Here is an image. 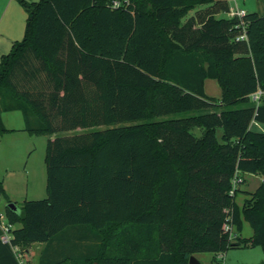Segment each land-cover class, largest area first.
Here are the masks:
<instances>
[{
  "label": "trees",
  "instance_id": "trees-1",
  "mask_svg": "<svg viewBox=\"0 0 264 264\" xmlns=\"http://www.w3.org/2000/svg\"><path fill=\"white\" fill-rule=\"evenodd\" d=\"M17 1L26 19L0 56V134L14 131L1 113L19 111L23 131L54 137L46 198L13 212L0 180L12 227L0 264H19L11 246L27 256L37 243L38 264L264 252V132L250 128L264 125V15L217 17L226 0ZM207 79L220 97L205 94ZM236 173L263 177L240 207Z\"/></svg>",
  "mask_w": 264,
  "mask_h": 264
},
{
  "label": "rangeland",
  "instance_id": "rangeland-1",
  "mask_svg": "<svg viewBox=\"0 0 264 264\" xmlns=\"http://www.w3.org/2000/svg\"><path fill=\"white\" fill-rule=\"evenodd\" d=\"M25 1L34 2L37 0ZM226 1L234 5L233 0ZM7 2L8 0H0V17L5 10ZM235 6L247 13L264 15V0H235ZM7 7V12L3 15L4 17L0 24L1 27L9 26L12 23L11 14L14 16L15 21L17 16H25L26 14L18 1L16 3L14 1L11 2ZM191 15H193V11L188 16ZM217 17L225 18L226 14L220 13ZM206 92L208 95L218 92V88L213 81L207 82ZM2 119L5 128L13 129L14 131L0 134V180L7 198L19 208L23 199L37 200L46 197V172L44 169L45 165H43V147L48 136L29 135L27 132L19 130L24 127L23 117L19 112L4 113ZM250 128L254 131L264 132V125L252 123ZM193 133L198 136L200 130L194 129ZM221 134V128L216 129L218 141H220ZM30 151L31 153L29 154ZM262 180L263 177L261 176L244 174V183L239 187L240 192L236 195L235 203L240 207ZM2 202L5 203V199H2ZM252 232L250 225L243 222L240 236L243 239H247L251 237ZM36 251V249H33L31 253L32 257L29 258L19 253L22 264H36ZM219 255L221 256L217 257ZM196 259L201 264H215V261H221L224 264H263L264 252L260 247H238L230 249L224 254L197 253Z\"/></svg>",
  "mask_w": 264,
  "mask_h": 264
},
{
  "label": "crops",
  "instance_id": "crops-1",
  "mask_svg": "<svg viewBox=\"0 0 264 264\" xmlns=\"http://www.w3.org/2000/svg\"><path fill=\"white\" fill-rule=\"evenodd\" d=\"M13 1L15 3L17 2V0H8L7 5H9ZM233 2H234V5H231L230 2H228L229 3V6H230V10L238 9L237 6H235V0H233ZM7 5L5 7V10L2 12L1 17H0V24H1V21H2V19L4 17L3 15H5V13L7 12V9H8ZM225 14H226V18H229L230 17V14L229 13H225ZM11 19H12L11 20L12 23L9 26H5V27H1L0 26V56L3 55V54H7L9 52V50L11 49L12 43L15 42V41H19L22 38L23 33H24V26H25L26 14H25V16H21V15L17 16L16 17V21L14 20V16L11 14ZM208 81H213V80H209V79L205 80V82H204V91H205V94L207 96H210V97H215V98L220 97V90H219L218 86L216 85V83L214 81L213 82L215 83V85L218 88V92H216V94L213 93L212 95H208L207 94V92H206V84H207ZM10 112H19V111H10ZM4 113H7V112L1 113V120H2V122H3L2 116H3ZM22 129H23V127L21 129H19V130H22ZM10 130H13V129H10ZM53 137H54L53 135L52 136H49L45 140V145L43 147V165H44V152H45V146H46L47 140L49 138H53ZM30 153H31V151L29 152V154ZM42 172L44 173L43 170H42ZM41 175L43 176V174H41ZM45 193H46V187H45ZM25 198H27V197H25ZM25 200H28V199H23L21 201V204ZM33 200H35V199H33ZM37 200H41V199H37ZM4 205H5V203H3L1 201V203H0V217H1L0 222L1 221L7 222L5 220V218H4V216H3V207H4ZM43 246H44L43 244H38V243L37 244H32L31 247L28 249V254H27L26 257L27 258L32 257L31 256V253H32L33 249H36L37 250L36 251V253H37V261H36V264H38V258H39V255H40V252H41ZM220 256L221 255H219L217 257H220ZM194 258H196V254L194 255Z\"/></svg>",
  "mask_w": 264,
  "mask_h": 264
},
{
  "label": "built area",
  "instance_id": "built-area-1",
  "mask_svg": "<svg viewBox=\"0 0 264 264\" xmlns=\"http://www.w3.org/2000/svg\"><path fill=\"white\" fill-rule=\"evenodd\" d=\"M120 5L119 1L118 0H113L112 3H111V6L113 8H117L118 6ZM230 14V17H233V16H236L238 19H242V17H244V15L246 14V12L242 9H233V10H230L229 12ZM241 25L244 26L243 22H241ZM246 36H245V33L242 32L239 36L236 37V40H242V39H245ZM262 92L261 91H257L256 93L252 94L250 96L251 100L253 102H255L256 104L258 103L259 101V97L261 96ZM243 182V177H239V175L236 173V175L234 176V179L232 180V189H231V193L234 192V190ZM0 220H1V217H0ZM11 225H9L7 222H3L1 221L0 222V230H1V235H0V240L1 242L3 243H6V244H11L10 241H11ZM224 230L225 231H229L230 232V235H232V233H234V227L232 226H225L224 227ZM12 248V251L14 252L19 264H22V261L20 260L21 258V255L19 254V249L15 246H11Z\"/></svg>",
  "mask_w": 264,
  "mask_h": 264
},
{
  "label": "water",
  "instance_id": "water-1",
  "mask_svg": "<svg viewBox=\"0 0 264 264\" xmlns=\"http://www.w3.org/2000/svg\"><path fill=\"white\" fill-rule=\"evenodd\" d=\"M7 207H8L10 210H12L13 212L18 211V208H17L16 204L13 203V202L8 203V204H7ZM188 263H189V264H197V263H198V260H197L196 258H194V256H190V257H189V261H188Z\"/></svg>",
  "mask_w": 264,
  "mask_h": 264
}]
</instances>
